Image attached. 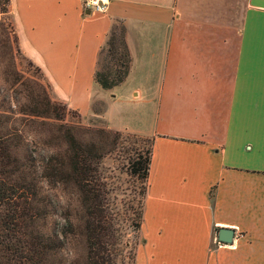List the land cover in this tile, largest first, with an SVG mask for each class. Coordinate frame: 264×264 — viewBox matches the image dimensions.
Instances as JSON below:
<instances>
[{"label": "crops", "instance_id": "crops-1", "mask_svg": "<svg viewBox=\"0 0 264 264\" xmlns=\"http://www.w3.org/2000/svg\"><path fill=\"white\" fill-rule=\"evenodd\" d=\"M8 6L20 52L55 99L85 115L108 90L94 72L115 22L126 26L132 69L162 64L146 92L156 121L114 128L152 138L133 264H264V0ZM219 227L234 228L231 244L213 242Z\"/></svg>", "mask_w": 264, "mask_h": 264}, {"label": "trees", "instance_id": "trees-1", "mask_svg": "<svg viewBox=\"0 0 264 264\" xmlns=\"http://www.w3.org/2000/svg\"><path fill=\"white\" fill-rule=\"evenodd\" d=\"M5 2L9 4V0ZM13 32L15 49L7 47L11 57L17 52L30 66L40 69L20 52L14 27ZM131 65L126 26L118 21L112 25L100 51L94 81L104 89H111L127 78ZM10 71L7 67L0 71L5 84L3 92L6 91L0 100V264L60 263L58 252L65 247L70 232L76 235L78 230L83 235L81 255L85 264H115L114 254L107 246L114 237L113 224L97 165L101 146L106 143L116 146L121 133L108 130L114 136L111 141L103 137V129L99 130L97 140L79 138L75 126L65 122L67 114L78 115L77 111L55 99L49 84L45 88L32 79L25 78L22 88L13 89L15 94H10L8 91L20 80L9 77L14 74V70ZM40 118L55 122L57 134L51 137L58 141V149L37 152L32 148L35 137L30 127H24L33 126ZM134 155L129 162L146 184L152 138L147 149H137ZM42 184L74 194V204L70 197L61 201L56 194L42 200L48 197L41 193ZM146 187L142 194L146 193ZM40 194L44 197L37 198ZM143 203L137 228L141 226ZM53 215L61 221L52 226L48 217Z\"/></svg>", "mask_w": 264, "mask_h": 264}, {"label": "rangeland", "instance_id": "rangeland-1", "mask_svg": "<svg viewBox=\"0 0 264 264\" xmlns=\"http://www.w3.org/2000/svg\"><path fill=\"white\" fill-rule=\"evenodd\" d=\"M5 9L8 11H3ZM8 46H13L15 49L12 15L5 0H0V71L2 68L7 67L12 69L10 73L14 70V74H10L9 77L12 79L20 77V80L8 92L15 94L13 89H21L22 81L25 78L32 79L47 88L46 86L49 83L43 72L36 67L30 66L28 60L17 52L14 57H11V52L7 49ZM102 62L106 63V61ZM161 66L160 61H158L147 66H142L139 63L133 69L131 67V72L122 83L102 91L100 100L92 102L91 111L88 115L80 113L79 110L65 103L70 109L78 112V115L67 114L65 122L75 126V133L79 138L87 141L97 140L99 137L98 133H100L99 130L103 129L105 130L103 137L111 141L114 136L108 133V130L121 133L116 146L110 143L101 146L98 151L100 157L97 165V174L105 192L108 216L113 224L114 237L112 236V240L107 246H110L111 253L112 255L114 254L115 264H133L136 249L142 239L140 227L137 228L136 225L139 220L138 212L145 197L142 191L148 185V180L146 184L140 180L138 172L135 171V167L129 162V158L135 156V150L144 151L147 149L149 138L151 137L114 128L136 129L140 126H152L153 122L156 121V118L154 119L155 98L153 95H147L146 92L150 91L148 87L150 81L156 79L157 75L160 74ZM149 67L150 70H148ZM4 85L0 78V100L2 93L6 94V91L3 92ZM135 88L142 90L139 96L134 95ZM41 119L33 126L25 125L24 127L25 129L30 127L31 135L35 137L32 148L37 152L58 149V141L56 138L51 137L52 134H57L53 125L55 122L49 119ZM42 121L45 123H41ZM41 190V193L48 197L40 194L36 196L37 198L44 197L42 200H48L49 194H56L61 201L70 197L71 203L74 204L75 195L62 188L55 189L50 185L42 184ZM72 217L77 223L76 216L72 215ZM48 221L53 226L61 220L56 215H53L48 217ZM216 232L215 230L213 234V242L215 243H217ZM236 235L237 237L241 236V230L237 229ZM82 237L83 235L79 230L76 235L70 232L65 247L58 252V259H61V262L57 264H85L81 255L83 247Z\"/></svg>", "mask_w": 264, "mask_h": 264}, {"label": "built area", "instance_id": "built-area-1", "mask_svg": "<svg viewBox=\"0 0 264 264\" xmlns=\"http://www.w3.org/2000/svg\"><path fill=\"white\" fill-rule=\"evenodd\" d=\"M81 6L83 10L93 9L99 12H105L108 10L109 0H81ZM216 241L219 244L217 237Z\"/></svg>", "mask_w": 264, "mask_h": 264}, {"label": "water", "instance_id": "water-1", "mask_svg": "<svg viewBox=\"0 0 264 264\" xmlns=\"http://www.w3.org/2000/svg\"><path fill=\"white\" fill-rule=\"evenodd\" d=\"M235 230L231 227H219L217 231V239L219 242L231 244L234 241Z\"/></svg>", "mask_w": 264, "mask_h": 264}]
</instances>
